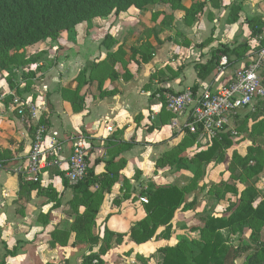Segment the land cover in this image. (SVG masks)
I'll return each mask as SVG.
<instances>
[{"label": "crops", "instance_id": "crops-1", "mask_svg": "<svg viewBox=\"0 0 264 264\" xmlns=\"http://www.w3.org/2000/svg\"><path fill=\"white\" fill-rule=\"evenodd\" d=\"M198 1L204 5L191 17L194 10L189 7ZM255 16L258 30L249 36L247 20ZM203 41L205 45L199 46ZM242 42L249 48L239 57L221 55L209 74L197 77L194 63H204L214 48ZM261 42L264 0H180V6L158 1L147 9L130 7L116 18H95L85 34L74 28L46 40L38 50L26 48L24 58L15 64H0V264H160L158 250L173 245L189 257L203 242L205 218L227 217L248 186L257 193L254 205L263 200L256 178L245 185L229 181L223 183L225 205L217 210L203 207L200 169L217 162L223 150L238 148L232 142L209 161L198 159L194 154L206 149L208 140L187 137L175 125L185 116H174L153 94L158 88L169 92L193 85L198 93L216 90L235 69L257 56L264 47ZM51 48L53 55L48 54ZM45 57L52 60L46 64ZM25 100L38 108V120L46 126L45 143L63 144L64 159L72 138L85 137L88 166L96 174L108 173L107 187L91 186L92 199L84 201L63 182L59 168L44 171L38 181L15 173L29 151L35 123L16 113V105ZM258 106V112L264 110V102ZM246 112L235 118L230 138L244 121L248 140L241 156L257 146L263 168L252 175L233 152L228 175L245 169L252 179L264 173V145L259 144L264 138V112L245 116ZM187 170L192 176L182 180L179 173ZM168 186L184 189L170 234L159 225L148 240L135 242L130 229L147 215L143 192ZM87 206L96 210L92 221L76 224ZM257 229L264 234V226ZM252 230L246 228L241 234L244 242ZM238 235L232 234L231 242L237 243Z\"/></svg>", "mask_w": 264, "mask_h": 264}, {"label": "trees", "instance_id": "trees-1", "mask_svg": "<svg viewBox=\"0 0 264 264\" xmlns=\"http://www.w3.org/2000/svg\"><path fill=\"white\" fill-rule=\"evenodd\" d=\"M170 2L173 6H180V0H0V64L7 67L22 60L26 48H37L46 40H55L63 32L70 31L82 23H90L95 18H116L120 12L127 11L130 7L147 9L155 2ZM204 1L193 3L189 10L190 15L198 12ZM258 17L248 19L251 27L249 36L255 35L258 28ZM205 41L198 45H205ZM264 44V42H261ZM247 42L239 43L234 47L223 45L214 48L211 56L204 63H194L198 78H204L219 62L221 55L234 54L239 57L240 51L247 50ZM38 55V53H37ZM32 59L26 58V61ZM34 60V59H33ZM231 61V60H230ZM248 64V63H247ZM246 64V65H247ZM184 66H181L183 68ZM80 76H83L81 74ZM264 81V71L262 73ZM197 85L190 87L193 93L197 92ZM169 90L172 93L180 92ZM166 92V88H158L153 94ZM163 101V97L160 96ZM264 102L260 99L256 103L254 112H258V104ZM164 104V103H163ZM247 110L245 116L254 114ZM44 124V122L39 121ZM36 126L35 123L32 125ZM264 127V126H263ZM185 135L191 139L197 134L189 133L183 128ZM32 134V133H31ZM208 147L194 154L200 160L209 161L218 152L232 144L228 134L221 139L208 140ZM258 147H252L244 155H237L236 161L242 168H248L252 175L258 174L263 168V162L258 157ZM63 170L60 176L68 186ZM108 173L96 174L88 166L85 177L72 190L84 201L92 199L93 193L89 188L102 183L105 187L111 182L107 179ZM147 196L145 204L146 218H143L130 229V237L137 243H142L153 236L159 225H164L167 234L171 231V219L174 211L184 200V189L176 186L158 187L144 191ZM256 190L248 186L241 192V203L231 211L227 217L209 216L205 218L204 227L201 229L202 243L190 255L183 253L177 245L165 246L158 250L160 264H264V234L257 229L264 226V199L253 204ZM87 210L77 218L81 226L89 225L96 210L87 206ZM75 227V224H74ZM256 227V228H255ZM246 228L253 230L247 242L242 240L241 234ZM83 229V228H81ZM82 231V230H81ZM232 234L238 235L237 243L231 242ZM79 236V235H78ZM96 255H90L93 259Z\"/></svg>", "mask_w": 264, "mask_h": 264}, {"label": "built area", "instance_id": "built-area-1", "mask_svg": "<svg viewBox=\"0 0 264 264\" xmlns=\"http://www.w3.org/2000/svg\"><path fill=\"white\" fill-rule=\"evenodd\" d=\"M225 58L221 64H225ZM264 47L257 58L241 68L235 69L230 80L216 90L204 89L193 93L185 88L178 93H156L163 97L165 108L174 116L184 115L183 123L175 125L186 128L189 133L197 134L207 140L221 139L224 134L234 132L235 118L244 110H253L257 101L264 99ZM16 113L28 120L35 121L30 139V148L25 159L14 171L17 175L31 181H38L44 171L59 168L69 186H74L86 175L87 144L85 137L72 138L69 153L62 157L64 147L60 141L45 143L46 126L39 123L37 106L31 100L16 105ZM65 163V167L63 165ZM1 166V163H0ZM141 201L146 202L145 198Z\"/></svg>", "mask_w": 264, "mask_h": 264}, {"label": "rangeland", "instance_id": "rangeland-1", "mask_svg": "<svg viewBox=\"0 0 264 264\" xmlns=\"http://www.w3.org/2000/svg\"><path fill=\"white\" fill-rule=\"evenodd\" d=\"M145 14L149 16V12H145ZM75 31L77 32V34H80V33L85 34L88 31V22L82 23L76 26ZM87 40H88V35L85 36L83 45L85 44ZM43 44L44 43L40 44L37 48H34V49L30 48V50H38L44 47ZM54 53L55 52L52 48L49 49L48 54L53 55ZM256 58L257 56H255L249 63L254 61ZM50 60L52 59H49L47 57L43 59V61H45L46 64H48V61ZM254 109H255V106H254ZM253 110H250V113ZM262 112H264V110L258 113L256 112V113L261 115ZM243 122L244 121H242L237 127L238 134L231 138L233 144L238 149L231 151L230 148H228V149L223 150V152L219 155L217 162L215 161L213 164L202 166V169H200V171H202V175L199 179V182L201 183L200 184L201 189L199 193L202 197L205 198V202H206V204L203 207H209L214 210L220 209V206L224 204L222 200H224L223 195H225V192H226V191L224 192L223 183L229 182V181H237L239 185H245V184L251 183L256 178L257 179L256 181L258 180L260 181V185L258 188L259 195L261 197L264 196V173L252 179H251L249 172L245 169H242V171L237 170L235 173L230 174V176L228 175V169L230 168L229 159L232 156V153L236 152L238 155H243L245 152L244 147L247 144L248 138H247V134L243 135V133L246 131L245 129L246 127L243 124ZM180 130H183V128L180 127ZM259 142H260L259 143L260 145H264V138H259ZM263 160H264V157H263ZM179 175L182 178V180L183 178L188 180L192 176V170H187V172L182 171L179 173ZM191 213H195V210H192ZM201 213H204V208ZM196 214L197 213H195L194 215ZM201 219L202 218L200 217V220ZM245 235H247V232L245 233Z\"/></svg>", "mask_w": 264, "mask_h": 264}]
</instances>
